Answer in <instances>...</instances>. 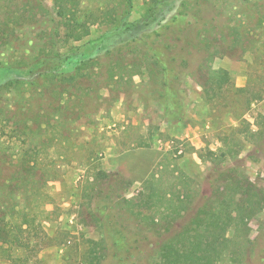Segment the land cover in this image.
I'll return each mask as SVG.
<instances>
[{
    "label": "rangeland",
    "instance_id": "rangeland-1",
    "mask_svg": "<svg viewBox=\"0 0 264 264\" xmlns=\"http://www.w3.org/2000/svg\"><path fill=\"white\" fill-rule=\"evenodd\" d=\"M68 2L0 0V65L105 35L0 90V219L25 243L0 264H157L207 209L216 264H264V0H169L147 27L120 24L126 0Z\"/></svg>",
    "mask_w": 264,
    "mask_h": 264
},
{
    "label": "trees",
    "instance_id": "trees-1",
    "mask_svg": "<svg viewBox=\"0 0 264 264\" xmlns=\"http://www.w3.org/2000/svg\"><path fill=\"white\" fill-rule=\"evenodd\" d=\"M169 0H161V3H156L152 6L149 11L135 23H130L127 19L130 15V0H126V15L121 19V25H137L142 27H147L153 21H155L157 12L160 5L166 4ZM68 0H54L55 5L60 9L61 12H68L66 10V5ZM63 4V5H62ZM60 12V16H63ZM68 17V15H66ZM67 19H73V17H68ZM65 19L66 26H68L69 21ZM60 24V23H59ZM60 24L59 26H61ZM71 36L73 41H79L84 36L89 34L87 27L84 24L76 23L73 27ZM105 40V35H103L99 40L96 41L91 49L76 50L72 49L69 52L63 53L62 55H48L43 59L37 58L36 60L27 63L26 65L16 66L9 64L0 65V90L8 88L14 82L20 81L21 79L38 76L41 72L38 68L43 62H52L53 60L58 63L59 74L66 75L71 71L82 66L87 61L93 60L100 49L102 48V43ZM218 72L222 74H227L225 70L220 69ZM220 84V81H219ZM179 113V112H178ZM180 114V113H179ZM177 120V119H176ZM175 120V121H176ZM28 167H24L27 169ZM4 206L0 203V208ZM222 216L217 213H210L207 210L201 211L190 223V228L183 230L180 234L181 236H187V246L182 248H174L172 245H163L159 249L158 257L159 261L157 264H216L221 256L222 250L218 248L219 235L215 232L214 225L220 222ZM32 222L27 219L24 224ZM12 226L16 227L9 219L2 217L0 219V251L7 252L12 245L15 247H22L25 243L18 237V233L13 231ZM7 248H4V246ZM221 245V243H219ZM172 246V247H171Z\"/></svg>",
    "mask_w": 264,
    "mask_h": 264
}]
</instances>
